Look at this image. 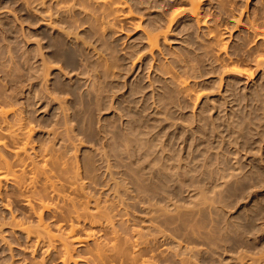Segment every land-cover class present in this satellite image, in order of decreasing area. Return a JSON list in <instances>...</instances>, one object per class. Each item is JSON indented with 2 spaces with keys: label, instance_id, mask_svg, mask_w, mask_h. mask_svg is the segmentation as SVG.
I'll list each match as a JSON object with an SVG mask.
<instances>
[{
  "label": "rangeland",
  "instance_id": "1",
  "mask_svg": "<svg viewBox=\"0 0 264 264\" xmlns=\"http://www.w3.org/2000/svg\"><path fill=\"white\" fill-rule=\"evenodd\" d=\"M126 1L130 17L96 0H0L1 127L73 181L53 178L80 211L109 212L108 228L90 215L79 228L110 243L117 231L115 264H264V0H193L197 15L190 0ZM147 32L161 34L152 49ZM0 190V264H59L15 227L36 230L25 193Z\"/></svg>",
  "mask_w": 264,
  "mask_h": 264
},
{
  "label": "bare ground",
  "instance_id": "2",
  "mask_svg": "<svg viewBox=\"0 0 264 264\" xmlns=\"http://www.w3.org/2000/svg\"><path fill=\"white\" fill-rule=\"evenodd\" d=\"M96 2L98 4V6L101 8V10L103 11V14H105V15H108L112 11H119V10L123 11V17H130L132 14V8L130 6L127 7L128 4H127L126 0H96ZM190 2H191L190 6H191L192 10L194 11L193 13H196L195 15H197V12H195L197 9V2L193 1V0H190ZM125 7H126V10H124ZM171 21H169V24ZM169 24H168V26H169ZM159 36H161L160 33H152V32L146 33V37L148 39V45L151 49L158 43ZM162 36H165V33H162ZM229 64L231 65L229 70L233 73L242 74V73H245L247 71V69H242V68L238 67V65L233 64V62L231 60H229ZM7 111H8V109H7ZM5 113H6V109L1 107L0 108V189H1V186L4 185V183H8V182L11 183V185H13V187L15 186V188H18L19 189L18 191H20V189H21L22 191H20V192L25 193V198L23 197L24 198L23 203L29 209L28 214H30V212H31V214H33L34 217L36 216L35 218H37L36 230H33L31 228V226H29L32 223H30L29 225L28 224L26 225V224H24L23 221L20 222V220H19V222H17L18 220H15V227L17 225L18 228L25 230L27 233V236H29L30 238L34 237V235H32V237H31V234H35L36 240L34 238L33 239L36 242L37 241L39 242L42 240L41 243H43V242L48 243L49 248H50V245H52L53 246L52 249L54 247L57 248V250L59 249L60 250L59 251L60 252L59 264H69L70 262L71 263L74 262V264L78 263L77 262L78 259L74 258V254L76 253V251H75L76 247H80V248L85 249L86 251L87 250L89 251L88 256L86 254L88 252L87 251V252H85L86 255L81 256V257H82V259H86L85 261L90 263V264H115L117 261L114 259V262H113V258L115 257L117 259L118 255H120V254L123 255L125 253V252L123 253V250H120L119 247L117 246L118 244H116V243H118L117 234H116L117 231L114 232V231L110 230L112 232V239L110 241L115 240L112 243L105 240L108 238V236H107V238H105L106 234H104L105 236H103V237H102V235H100V237H102V239L105 238L102 241L100 240V238H97L95 230L93 231V230L89 229L90 231H87V232H85L86 230L85 231L81 230L85 233L84 234L80 233L79 224H81L80 223L81 219L86 221L87 218H85V217L86 216L89 217V215H90V214L86 215V212L88 213V211H85V210H87V208H86L87 206L86 207L83 206L86 209L82 210L83 209L82 205H81L82 203L80 204L79 202H76V204L77 203H79V204L75 205V202L72 200L75 198H70L68 196H65L67 194L63 195V194H60L62 192H58V188L60 189V187L57 186V183L58 184L61 182L65 183L66 181L65 182L62 181L58 176L55 175L57 178H59L61 180V182H58L59 179H57V182H55L56 179H53V178H56V177H52V176H54L55 173L52 170L51 171L54 173V174L52 173L53 175L48 172V170L51 169L50 166H49L50 168L47 169L48 164L46 166L44 164H42V166H45L46 168H44V169L41 168L43 171L40 170L39 163H35L34 162L35 159L33 160L31 158V156L27 153L26 148H27L29 141H28V143H27V141H22V139L25 138L24 136H26V135H22V133L19 131L15 132V130H10L11 126L10 127L8 126L9 130H7V128L3 129L4 127L3 128L1 127L3 124V120H4L3 118H4ZM16 127H17V125H16ZM20 134L22 135L23 138H21ZM19 138H20V140H19ZM26 138H27V136H26ZM15 139H16V141L19 140L18 142H20V143L16 144L17 142L15 143ZM23 140H27V139H23ZM42 156L45 158V161H44L45 163L46 162L51 163V161L54 160V159H51L50 157L49 158L46 157L47 153L42 155ZM48 156H51V155H48ZM42 160H43V158H42ZM61 164H63V163H61ZM63 166H65V165L63 164ZM39 171L41 173L43 172L42 175L40 173L41 180L43 179V181H40L39 180L40 178H38ZM43 174H44V176H43ZM69 179H67V182L70 181ZM70 182L72 183L73 181H70ZM37 183H40L42 186H37ZM66 183H65V185H66ZM71 183H70V185L74 184V183H72V184ZM67 184H69V183H67ZM75 184H76V182H75ZM60 185H62V184H60ZM70 185H69V189H70V187L72 188V187L76 186V185H74V186L73 185L70 186ZM78 186H76V187L78 189H80L79 188L80 186L79 187ZM39 187L40 188L43 187L45 190L50 188L49 189L50 194L52 193L58 197H61V199H62L61 202L63 201L64 205L57 206L56 203L54 202L55 204H53V206L56 205V207H53L52 204L50 203V202H53V200L51 201L49 199L52 195L50 197L46 196V197H48V199L50 201L48 204V202H46L44 200L45 199L44 194L46 192H44L43 188H42L43 191L42 190L40 191ZM47 187H49V188H47ZM78 191L79 190H77V192ZM20 192H19V196L22 197L24 194H21ZM40 192H42L43 194H40ZM49 192H48V194L47 193L46 194L50 195ZM80 192H81V190H80ZM26 193H30V194H26ZM72 193H74L73 190H72ZM0 194L2 196L1 192H0ZM77 194H79V193H77ZM69 196H71V195H69ZM48 199L46 198L47 201H48ZM52 199H53V196H52ZM78 201H81V200H78ZM8 204H9V202L6 203V205H7L6 207H9ZM49 206L51 208H54L53 209L54 212H52V213H54L55 215L58 213L60 218L63 217V218H67L69 220L68 223L65 222V225H67V227H66V226H64L65 220L62 218V224H61V221H60L61 219H59V216L56 215V217L58 216V219H59L58 221H60L59 222L60 225L58 224L59 231L62 228H63L62 231H64V228L66 227L64 232L61 231V233H59V234H58L59 231L57 233L52 232L49 225L46 224L47 222H45L43 220L44 216L42 217V211L45 209H48ZM76 206H81L82 211L79 210L80 207H76ZM51 208H50V210H51ZM96 208H97V206H96ZM98 208L96 209L97 213H98ZM63 210L67 212V215H68L67 217H64L65 216L64 214H66V212H63ZM26 211H28V210H26ZM83 211L85 212V214ZM96 211H95V213H96ZM100 211H101V214L99 213L100 214L99 216H97L98 215L97 213L95 214V217H93L94 213L90 215L91 217H93L92 219L89 220L90 226L94 225V224L97 225V224H102V223H103V225L104 224L111 225L113 223L109 217V214H107L109 212H106V210L104 211L103 209L102 210L100 209ZM62 212L64 213L63 214L64 216L62 215ZM103 212H104V214H103ZM96 217H98V218H96ZM94 218H96V219H94ZM83 220H82V222H84ZM109 225L107 226V228L109 227ZM104 230H105V228H104ZM97 232H99V230ZM45 240L47 242H45ZM116 252H118V254ZM119 252H121V253H119ZM119 257H121V256H119ZM119 261H121V259ZM119 264H121V262H119ZM128 264H150V263L147 260L142 259L140 262H131Z\"/></svg>",
  "mask_w": 264,
  "mask_h": 264
}]
</instances>
